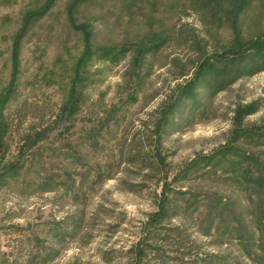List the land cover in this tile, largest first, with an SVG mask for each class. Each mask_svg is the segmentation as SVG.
Instances as JSON below:
<instances>
[{"label":"rangeland","instance_id":"374dc122","mask_svg":"<svg viewBox=\"0 0 264 264\" xmlns=\"http://www.w3.org/2000/svg\"><path fill=\"white\" fill-rule=\"evenodd\" d=\"M72 2L0 0V264H264V0Z\"/></svg>","mask_w":264,"mask_h":264},{"label":"trees","instance_id":"16d2710c","mask_svg":"<svg viewBox=\"0 0 264 264\" xmlns=\"http://www.w3.org/2000/svg\"><path fill=\"white\" fill-rule=\"evenodd\" d=\"M83 0H73V2L72 3H70V7L71 8H73L74 7V4L75 3H77V2H82ZM54 2H55V0H44V3H43V5L37 10H35V11H29L28 13H26L25 14V16H24V18H23V27L25 26V25H27L28 24V22H30L31 20H36L37 18H40V17H42L43 15H45L46 14V12L52 7V5L54 4ZM22 27V28H23ZM17 43V42H16ZM15 43V44H16ZM15 48H17V45L15 46ZM16 50V49H15ZM241 114H239V116H240ZM4 120H5V117H3V122H4ZM6 127V124H5V122L3 123V125L1 126V129H0V133H1V135L3 134L2 132H3V127ZM1 142H0V147H1ZM1 170H3V171H1V173L2 172H5L6 171V167H4V168H2ZM167 211H166V209H164L163 207H161V209H160V213L158 214V215H156L155 217V219L153 220L154 222H159V221H162L164 218H166L167 217Z\"/></svg>","mask_w":264,"mask_h":264}]
</instances>
